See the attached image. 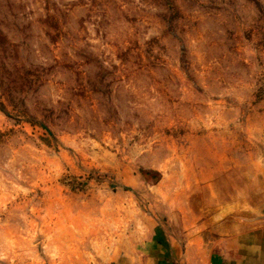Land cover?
Here are the masks:
<instances>
[{"label": "rangeland", "instance_id": "1", "mask_svg": "<svg viewBox=\"0 0 264 264\" xmlns=\"http://www.w3.org/2000/svg\"><path fill=\"white\" fill-rule=\"evenodd\" d=\"M263 207L264 0H0V264L198 257Z\"/></svg>", "mask_w": 264, "mask_h": 264}, {"label": "crops", "instance_id": "2", "mask_svg": "<svg viewBox=\"0 0 264 264\" xmlns=\"http://www.w3.org/2000/svg\"><path fill=\"white\" fill-rule=\"evenodd\" d=\"M198 255L195 257L189 248H178L161 237L151 247L149 261L113 264H264V225L231 239L218 252Z\"/></svg>", "mask_w": 264, "mask_h": 264}, {"label": "water", "instance_id": "3", "mask_svg": "<svg viewBox=\"0 0 264 264\" xmlns=\"http://www.w3.org/2000/svg\"><path fill=\"white\" fill-rule=\"evenodd\" d=\"M260 213L264 216V207L260 210Z\"/></svg>", "mask_w": 264, "mask_h": 264}]
</instances>
